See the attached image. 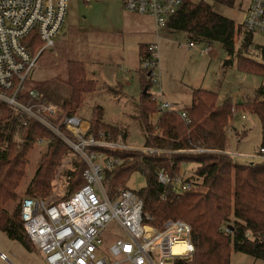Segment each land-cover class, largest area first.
<instances>
[{
    "label": "trees",
    "instance_id": "1",
    "mask_svg": "<svg viewBox=\"0 0 264 264\" xmlns=\"http://www.w3.org/2000/svg\"><path fill=\"white\" fill-rule=\"evenodd\" d=\"M235 1L216 0L228 7H233ZM166 29L185 33L189 43L221 44L229 56L224 63L226 68L237 62L249 71L264 73V62L259 64L256 58L245 55L251 53L252 35L243 34L237 52L235 39L242 35V28H236L235 22L217 14L204 0L181 8ZM42 45L37 37L28 40L33 56ZM257 50L264 60V49ZM149 55L150 46L142 47L139 61L142 63ZM68 64L66 83L44 82L35 90L47 103L57 104L68 116H75L85 96L94 93L96 88L94 81L87 77L85 64L73 60ZM139 76L143 94L136 105V120L144 133V149L153 152L96 149L119 161L114 171H106L104 175L109 197L116 199L121 191L129 190L128 182L133 174L142 175L146 187L135 193L143 201L148 223L161 230L166 221L181 220L192 227L191 241L196 251L191 260L181 261V264H230L232 251L264 262V154L261 153L264 151V89L260 88L248 104L239 106L259 118L262 133L259 156L263 162L241 164L228 153V131L235 110L229 100L219 105L216 92L193 89L191 107L160 114L159 106L151 99L152 82L143 71L139 70ZM108 91L118 96L121 93L111 88ZM181 113H185L186 120ZM103 116V108L94 110L89 133L97 136L104 132L113 141L118 140L122 129L104 123ZM154 117L156 123L152 121ZM41 141L45 142L41 145L46 146V152L25 193V198L37 201L53 196L58 167L73 153L42 125L29 122L25 127L20 126L14 112L0 105V231L11 241L20 243L27 252H33L34 246L23 228L20 207L25 198L20 201L18 191L27 174L29 154L41 146ZM73 157V168L67 173V194L54 203L69 199L84 186L85 165L78 156ZM190 165H195L194 171L186 180L196 182L199 190L175 195L173 186L165 187L158 182L163 170L176 178ZM17 199L20 202H16ZM12 202H16V207L10 211L7 205ZM226 230H230V234H226Z\"/></svg>",
    "mask_w": 264,
    "mask_h": 264
},
{
    "label": "built area",
    "instance_id": "2",
    "mask_svg": "<svg viewBox=\"0 0 264 264\" xmlns=\"http://www.w3.org/2000/svg\"><path fill=\"white\" fill-rule=\"evenodd\" d=\"M122 1L126 11L153 20L158 42L161 30L181 8L203 0ZM68 7V0H0V105L14 112L20 126L29 122L42 125L64 142L86 169L84 186L69 199L58 203L23 199L20 216L24 231L46 264H181L191 260L196 251L191 226L169 220L161 230L157 229L148 223L143 201L135 192L123 190L116 199L109 197L104 175L114 171L119 161L96 149H135H128L120 139L113 141L104 132L90 134L89 122L77 115L68 116L57 104L47 103L35 85L27 87L38 70L39 58L55 47ZM245 13V33L252 39L257 34L264 37V0H251ZM33 37L43 44L35 56L28 48V40ZM189 45L196 48L194 43ZM149 46L150 55L142 62L141 70L154 86L151 99L159 106L160 114L175 113L179 109L166 101L162 89L160 48L158 44ZM211 52L209 46L201 54ZM181 117L186 120L185 113ZM158 182L173 186L175 195L200 189L196 182H188L185 174L171 178L165 170L159 173ZM225 233L230 234V230ZM0 260L6 262L7 257L0 253Z\"/></svg>",
    "mask_w": 264,
    "mask_h": 264
},
{
    "label": "rangeland",
    "instance_id": "3",
    "mask_svg": "<svg viewBox=\"0 0 264 264\" xmlns=\"http://www.w3.org/2000/svg\"><path fill=\"white\" fill-rule=\"evenodd\" d=\"M204 1L217 14L235 22L239 29L242 28L251 0H236L233 7L217 3L216 0ZM68 3L62 35L53 50L39 58L38 70L32 78L33 81L27 84L28 88L49 81L66 83L69 61L85 64L87 77L94 81L96 89L94 93L85 96L77 118L89 122L93 119L94 110L101 107L104 110L103 122L122 129L123 134L119 136L121 143L131 150H144V133L136 120V105L143 94L139 76L142 64L139 54L142 47L158 44L162 89L166 101L179 110L187 109L191 107L193 89L198 88L216 92L219 105L229 100L235 109L229 128L232 130L228 148L230 154L236 163L263 162V158L259 156L262 141L259 118L243 111L239 106L248 104L260 88L264 89V73L249 71L237 62L233 67H224L229 56L221 44L196 43V48H191V41L185 33L163 29L157 42L153 20L148 16L126 11L122 0H92L91 3L68 0ZM242 32L235 39L237 52L242 45L245 33L243 28ZM252 43L254 47H250L251 53L245 55H251L261 64L264 60L257 48L264 49V37L254 35ZM209 46L212 52L202 55L201 52ZM110 88L119 90L124 97L119 98L117 94L109 92ZM153 90L154 86L150 91ZM156 120V117L152 119L154 123ZM45 149V145L37 146L29 154L27 174L18 191L20 201L26 197L27 184L34 177ZM74 155L68 156L59 165V172L53 182V196L46 199L47 201L55 202L67 194V173L73 168ZM194 167L195 165L185 166L187 169L184 168L183 174L191 176ZM128 183L131 192L139 191L147 184L139 173L133 174ZM19 199L16 202H20ZM16 202L9 203L7 208L12 211ZM0 253L7 257V261L0 260V264H46L35 246L33 252H27L20 243L11 241L1 231ZM230 264L264 262L232 251Z\"/></svg>",
    "mask_w": 264,
    "mask_h": 264
},
{
    "label": "crops",
    "instance_id": "4",
    "mask_svg": "<svg viewBox=\"0 0 264 264\" xmlns=\"http://www.w3.org/2000/svg\"><path fill=\"white\" fill-rule=\"evenodd\" d=\"M60 34H61V33H60ZM61 35H62V34H61ZM140 71H142V70L140 69ZM122 97H124V95L120 94V95H119V98H122ZM231 131H232V130H229V131H228V134H229V136H230V139H231ZM233 132H235V131H233ZM229 147H230V142H229ZM229 147H228V148H229ZM228 153L230 154V151H229V150H228ZM231 155H232V154H231ZM187 168H189V167H187ZM187 168H185V169H187ZM257 261H258V260H257Z\"/></svg>",
    "mask_w": 264,
    "mask_h": 264
},
{
    "label": "water",
    "instance_id": "5",
    "mask_svg": "<svg viewBox=\"0 0 264 264\" xmlns=\"http://www.w3.org/2000/svg\"><path fill=\"white\" fill-rule=\"evenodd\" d=\"M145 93H147V92H145Z\"/></svg>",
    "mask_w": 264,
    "mask_h": 264
}]
</instances>
